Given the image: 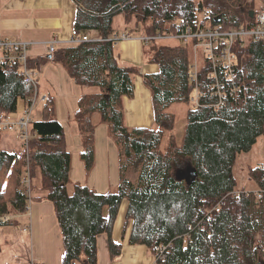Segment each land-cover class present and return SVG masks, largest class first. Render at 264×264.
Masks as SVG:
<instances>
[{
  "label": "trees",
  "instance_id": "16d2710c",
  "mask_svg": "<svg viewBox=\"0 0 264 264\" xmlns=\"http://www.w3.org/2000/svg\"><path fill=\"white\" fill-rule=\"evenodd\" d=\"M74 1L75 37L90 30L110 37L119 13L124 14L126 25L150 34L163 29L167 19L176 15L192 19L199 12L223 27L240 25L250 20L249 12L257 5V0ZM114 47L112 40L80 41L56 48L52 57L77 84L87 86L74 120L88 173L95 166L97 115L108 126L118 149L117 189L100 193L87 183L71 180L65 130L54 117L53 99L47 97L41 118L33 121L27 148L0 149V227L16 223L12 217H2L27 211L30 200H51L62 232V264H98L100 233L110 236L112 259L121 253L122 244L111 234L121 202L127 199L130 242L146 244L155 254V264H264V164L249 172L258 189L234 194L239 154L251 150L264 135L263 42L253 41L243 50L237 76L241 89L221 105L216 106L218 98L209 90V65L201 70L200 85L206 94L202 105L186 111L180 136L174 133L177 116L170 107L189 104L193 90L189 48L180 43L152 46L150 61L159 69L142 77L152 94L155 125L129 126L124 100L134 96L140 70L120 64ZM47 60L31 58L30 63L39 67ZM37 93L38 85L26 82L18 65L4 63L0 120L17 110L19 98L29 104ZM189 165L196 176L187 172L180 177ZM26 174L30 192L23 185ZM39 190L44 193L36 194Z\"/></svg>",
  "mask_w": 264,
  "mask_h": 264
},
{
  "label": "crops",
  "instance_id": "0c3cea01",
  "mask_svg": "<svg viewBox=\"0 0 264 264\" xmlns=\"http://www.w3.org/2000/svg\"><path fill=\"white\" fill-rule=\"evenodd\" d=\"M76 13L77 4L74 0H0V37L31 42L30 56L32 59L48 58L38 67V93L36 95L37 102H40V106L37 107L38 104H36L40 113L38 118H41V109L46 98H52L54 117L62 123L66 144L71 151L70 178L75 182H89L97 192L104 193L112 186L107 180L109 174L113 175V185L119 182L117 146L110 137L107 124L101 122L100 116L97 115L95 150L98 149L102 154L111 155L112 170H107L109 164L103 158V171L96 167L95 159V166L89 173L87 172L81 156L83 141L74 120L79 99L87 86L77 84L67 70L53 60L49 52L51 41H54L56 48L73 44ZM86 34L91 40L101 37L100 33L95 36L89 32ZM114 48L120 64L134 65L140 70V74L135 77L134 96L125 97L124 100L126 123L129 126H154L152 94L144 83L142 74L158 71V64L150 61L145 45L137 38L120 40ZM26 105L27 101L19 98L17 110L4 118L13 121L19 119ZM17 144L18 150L16 149ZM0 149L21 151L23 144L19 131H0ZM87 174L90 175L87 177ZM35 193L43 194L44 191L39 190ZM31 202L27 211L14 214L17 224H19V218L27 217L18 235L5 234L3 239L0 237V264H33L35 261L62 264L64 245L53 202L48 199ZM128 206L129 201L124 199L111 234L116 242L122 244L120 255L114 259L111 258L110 236L107 232L100 233L97 237L98 264H155V254L146 244L130 242L132 220L127 224ZM26 226L28 230H24Z\"/></svg>",
  "mask_w": 264,
  "mask_h": 264
},
{
  "label": "built area",
  "instance_id": "2783aa9c",
  "mask_svg": "<svg viewBox=\"0 0 264 264\" xmlns=\"http://www.w3.org/2000/svg\"><path fill=\"white\" fill-rule=\"evenodd\" d=\"M257 5L252 9L253 17L240 25L223 27L222 23H213L211 17L205 12H199L192 19H184L179 15L167 19L164 27L155 33H147L146 30L137 38L145 45L158 40L175 39L180 44L191 46L195 52V59L191 60L189 82L193 85L194 94L190 96L189 104L192 108L202 105L206 91L200 85V72L209 65L207 78L210 80L209 90L218 98L216 106L225 103L226 99L233 97L241 89L237 83L239 74L240 56L243 50L253 41H261L264 44V0H257ZM217 17V15H215ZM137 29L125 28L122 32L115 31L110 37H100L98 41L112 40L117 44L120 40L135 38ZM91 40L87 34L74 36L72 42ZM93 40V39H92ZM31 42L17 40L10 37H0V67L4 63L16 64L26 82L38 85L39 68L30 63ZM154 46V45H152ZM56 47L54 41L49 46V52L53 53ZM37 104L36 96L31 97L19 118V125L9 118L0 120V130H19V136L24 147L32 137L33 110ZM30 177L26 174L23 185L31 191ZM235 195L238 191L234 192ZM260 197L261 193L257 192ZM217 210L220 208L217 207ZM11 215L2 218L7 220ZM210 218V216H209ZM27 228H24L26 230Z\"/></svg>",
  "mask_w": 264,
  "mask_h": 264
},
{
  "label": "rangeland",
  "instance_id": "374dc122",
  "mask_svg": "<svg viewBox=\"0 0 264 264\" xmlns=\"http://www.w3.org/2000/svg\"><path fill=\"white\" fill-rule=\"evenodd\" d=\"M114 25H115L116 31H118V32H122L123 30H125V28H126V26H125L126 25V20L124 18V14L123 13H119V14L116 15L115 21H114ZM136 29L137 30H135L133 32L134 35H135V38H137L138 35H141L142 33L145 32V29L142 28V27H139V28H136ZM88 32L92 36H95V35L100 33L97 30H90ZM132 38H134V37H132ZM160 44H179V41L175 40V39H168V40H158V41H156V42H154L152 44H149V45L145 44V48H146L145 50H146L147 56H149V59L151 57L150 55H151V52H152V49H153L152 45H160ZM188 48H189L190 53H191V60H194L195 59V52L193 51L191 46H188ZM193 94H194V90H192V92H191V95H193ZM37 104H38L37 107L40 106V102L39 103L37 102ZM189 107H191L190 104L185 103V102H183V103H175V104H173L170 107V111L175 113L176 116H177V127H176V129L174 131V133L177 136H180V134H181V132H182V130L184 128V124L186 122V113H187L186 111L189 109ZM39 114H40L39 113V108H35V110H33V113H32L34 120L35 119H39L38 118ZM19 120L20 119H16L14 121H15V123H18V125H19ZM16 130H18V129H16ZM16 130H14V131H16ZM14 131H9V132H14ZM31 132H32V130H31ZM32 134H33V132H32ZM18 148H19V146L17 144L16 149L18 150ZM95 151H96L95 152V159L97 161L96 167H98L99 170L103 171L102 159L105 158L106 162L109 164V166H107V170H112V168L110 166V163L112 162L113 158L111 157V155L102 154L98 149L95 150ZM259 163H264V135H262V137L259 138L258 143L255 144L251 148V150H249L248 152L240 153L239 157L237 158V161H236L235 167H234V175H235L236 182H237V186H236V190L237 191H242L243 189H245V190H257L258 189V185H257L256 181L250 177L249 172H250V168L251 167H255L257 165H260ZM190 169H191V165L186 167L185 170L179 176L180 177L186 176L187 172ZM89 175L90 174H87V177ZM107 180L110 182V185H112L111 188L109 189V191L117 189L118 184L117 185H113L114 184L113 183V181H114L113 175L109 174L108 177H107ZM72 181L75 182L74 180H72ZM78 181H80V180H78ZM100 181H104V180L100 179ZM119 181H120V171H119ZM86 183L89 184V182H86ZM31 201L32 200L29 201L30 205L32 204ZM53 207L55 209L54 203H53ZM15 213L16 212H13V214H15ZM11 216L13 218L15 217V215H11ZM26 219H27V217L23 216V217L18 219L19 220V224L14 223V224L2 225L0 227V237H1V239H3V235H5V234L18 235V231L20 230L21 225H23V223L26 221ZM26 228H27V226H26ZM28 229H26V230H28ZM262 261L264 262L263 259H262Z\"/></svg>",
  "mask_w": 264,
  "mask_h": 264
},
{
  "label": "water",
  "instance_id": "95a60500",
  "mask_svg": "<svg viewBox=\"0 0 264 264\" xmlns=\"http://www.w3.org/2000/svg\"><path fill=\"white\" fill-rule=\"evenodd\" d=\"M250 16L253 17V10H250L249 12ZM216 20H220V16L216 17ZM51 57V56H50ZM188 173L194 177L196 176V172L195 171H192V168L188 171Z\"/></svg>",
  "mask_w": 264,
  "mask_h": 264
},
{
  "label": "bare ground",
  "instance_id": "6f19581e",
  "mask_svg": "<svg viewBox=\"0 0 264 264\" xmlns=\"http://www.w3.org/2000/svg\"><path fill=\"white\" fill-rule=\"evenodd\" d=\"M222 202V201H221Z\"/></svg>",
  "mask_w": 264,
  "mask_h": 264
}]
</instances>
